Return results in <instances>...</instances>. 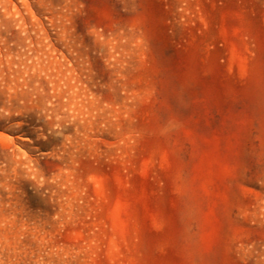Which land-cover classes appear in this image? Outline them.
<instances>
[{
    "label": "rangeland",
    "instance_id": "obj_1",
    "mask_svg": "<svg viewBox=\"0 0 264 264\" xmlns=\"http://www.w3.org/2000/svg\"><path fill=\"white\" fill-rule=\"evenodd\" d=\"M0 264H264V0H0Z\"/></svg>",
    "mask_w": 264,
    "mask_h": 264
}]
</instances>
